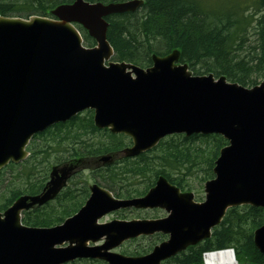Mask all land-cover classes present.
<instances>
[{
	"label": "water",
	"instance_id": "1",
	"mask_svg": "<svg viewBox=\"0 0 264 264\" xmlns=\"http://www.w3.org/2000/svg\"><path fill=\"white\" fill-rule=\"evenodd\" d=\"M142 4L74 0L55 8L54 20L0 17V169L23 161L34 135L91 110L97 129L130 138L131 147L121 152L126 158L174 134L224 138L228 144L215 161L214 178L205 183V201L194 202L191 193H181L163 177L145 196L128 200L93 185L85 204L61 225L24 226L22 213L53 200L76 169L75 164L54 167L41 194L19 197L0 215V264H161L209 239L229 208L264 209V82L247 89L224 77L192 76L186 65H177V51L153 55L146 70L110 62L114 53L105 18L135 12ZM75 24L95 47H84ZM131 208H160L168 215L98 222ZM157 233L168 240L146 255L112 252L128 240ZM102 239L101 245H89ZM253 244L264 255V225L253 232Z\"/></svg>",
	"mask_w": 264,
	"mask_h": 264
},
{
	"label": "trees",
	"instance_id": "2",
	"mask_svg": "<svg viewBox=\"0 0 264 264\" xmlns=\"http://www.w3.org/2000/svg\"><path fill=\"white\" fill-rule=\"evenodd\" d=\"M88 3H122L131 0H84ZM143 5L135 12L111 15L106 38L114 51L113 61L129 63L147 69L152 55L165 56L177 50L179 63L188 65L194 75L224 76L229 83L242 87L257 85L251 76L264 80V0H142ZM74 0H0V16L15 15L27 19L31 16L53 18L52 11ZM252 12H251V10ZM247 27L255 36L253 56H242L234 45L245 43ZM84 45L94 46L82 27L77 26ZM239 41V42H237ZM197 67V68H196ZM66 123L56 124L35 135L27 151L28 159L20 164H10L6 170L18 171L15 181L22 178L23 189L7 190L0 212L7 209L22 195H37L44 188L51 167L78 162L86 158L113 155L129 145L122 135H111L107 130H97L92 123V112L86 111ZM103 134V141L92 143L90 136ZM200 143L204 145L195 146ZM227 145L217 135L169 136L152 150L136 158H120L104 166L96 165L90 179L107 189L118 199H132L145 195L157 178L164 177L183 191H191L188 177L197 164L205 165L200 183L213 178L212 169L219 151ZM76 161V162H77ZM44 164L38 178L33 173ZM5 171V170H4ZM2 170L0 171V173ZM94 177V178H93ZM53 202L41 208L25 212L22 224L27 227L49 228L60 225L82 206L88 196L87 180L74 176ZM75 187L74 189L72 187ZM80 186V187H77ZM264 224V210L251 206H237L227 210L221 223L212 230L211 237L200 244L188 247L171 258L166 264H202L207 252L233 249L237 264H264V256L253 245V232ZM153 236L147 246L123 252L137 256L148 253L160 240ZM134 241V240H133ZM71 264H75L74 262Z\"/></svg>",
	"mask_w": 264,
	"mask_h": 264
},
{
	"label": "rangeland",
	"instance_id": "3",
	"mask_svg": "<svg viewBox=\"0 0 264 264\" xmlns=\"http://www.w3.org/2000/svg\"><path fill=\"white\" fill-rule=\"evenodd\" d=\"M216 2H219V0H210V3L212 5L216 4ZM232 2L237 3V4H241L243 2V0H232ZM251 12H252V10H251ZM12 16H15V15H12ZM244 36H245V43L241 47H240L239 43L235 44L234 48L242 56H246L249 54H251V56H253V54L255 53V51L253 52V46H254L253 42L255 40L253 28L247 27V36L245 34H244ZM237 42H239V41H237ZM188 73L192 76H197V75H194V73L190 70L188 71ZM250 78L252 80H256L257 84L264 82V80L261 77L258 78L256 76H251ZM248 89H250V88H248ZM83 115H84V112H83ZM108 133H110V131H108ZM103 137H104L103 134L100 133L96 136H90L89 138H90L92 143H95V142H97V140L103 141L104 140ZM195 146H201L202 148H204V145L200 144V143L195 144ZM119 160H120L119 158H116L114 160V162H117ZM82 161H83L84 166L81 165L82 168L78 172V176H80L82 178L84 177V179L87 180L86 187H87L88 194H89V190H90L91 186L93 184H97L95 180L90 179L88 176L94 175L92 169L94 166L98 165V163H97L98 158H95V157L89 158L88 157ZM104 165L105 164H100L99 167L104 166ZM44 168H45V165L40 164L38 166V169L33 173V175L38 178L41 174H43L42 170H44ZM196 168H200V170L201 169L205 170L206 166L205 165H199V163H198ZM196 168H194L192 170L193 173H192L191 177L187 178L188 183L191 186V191H189V192L184 191V192L185 193H191L193 195V199L196 203H202V202H204L205 197H206V193L204 191L205 183H203V184L200 183V179L203 177V173L201 171H197L198 169H196ZM18 171L23 172L25 170L24 169H19L17 171L5 170V171H2L0 173V205L2 204L3 198L5 196H7V190H9L13 187L23 189V186H24V184L22 183L23 176L21 179H19L17 181L14 180L16 178V174ZM25 172L27 174V171H25ZM47 178H48V175H47ZM77 187H80V186H77ZM72 188L74 189L75 187L73 186ZM85 201L83 203H85ZM2 214H3V212H0V215H2ZM166 216H167V213L163 209H154V210L125 209V210H119V211H116L114 213H110V214L106 215L105 217H103L99 221V223L100 224L107 223V222H110L112 220H120V221L152 220V219L164 218ZM160 236H161L160 240L156 241L155 245H158L159 243L167 240V236L162 235V234ZM151 239H152V237H141V238L135 239L134 241H131V242L128 241V242L124 243L121 247L114 249L112 252L122 254L124 256H131V255L124 253L123 251L124 250L130 251V250H134L137 247L139 248L140 246H147ZM103 241L104 240L102 239L96 243H89V245L90 246L101 245L103 243ZM142 255H145V254H142ZM142 255H137V256H142ZM131 257H136V256H131ZM74 263L75 264H105V263L100 262V261H88V260L75 261Z\"/></svg>",
	"mask_w": 264,
	"mask_h": 264
},
{
	"label": "bare ground",
	"instance_id": "4",
	"mask_svg": "<svg viewBox=\"0 0 264 264\" xmlns=\"http://www.w3.org/2000/svg\"><path fill=\"white\" fill-rule=\"evenodd\" d=\"M203 262L204 264H235L231 253L226 251L205 254Z\"/></svg>",
	"mask_w": 264,
	"mask_h": 264
}]
</instances>
